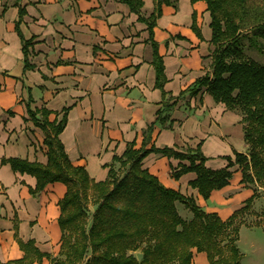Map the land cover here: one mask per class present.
<instances>
[{
	"label": "crops",
	"instance_id": "obj_1",
	"mask_svg": "<svg viewBox=\"0 0 264 264\" xmlns=\"http://www.w3.org/2000/svg\"><path fill=\"white\" fill-rule=\"evenodd\" d=\"M15 2L0 0L1 264L24 255L15 238L16 223L20 238L34 239L43 252L58 256L61 245L58 202L66 192L65 184L50 183L33 195L30 188L36 186V178L14 172L1 162L10 157L47 162L44 131L27 113L29 95L33 109L46 107L61 114L64 107L70 108L60 138L71 161L85 166L96 181L107 177L106 165L115 154L123 153L128 142L135 140L141 145L142 132L155 120L161 101V92L155 87L152 47L146 42L147 25L128 5L118 0H19L27 10L20 29L25 38H34L30 62L35 67L24 70ZM154 6L155 0H144L142 14L149 16ZM194 13L203 39L192 28ZM210 21L204 0H178L177 8L163 5L155 39L164 58L165 89L174 96L210 70H204L205 57L213 47ZM159 29L164 41L158 38ZM229 112L234 111L216 103L206 92L192 98L186 94L170 112L172 128L157 125L155 144L182 148L196 147L202 141L204 152L206 141H212L230 153L227 124H239L241 117L230 118ZM55 116L51 114L50 119ZM179 162L151 153L143 165L164 185L193 195L202 209L217 212L222 219L253 194L237 173L229 185L214 190L205 200L189 185L195 173L178 180L171 176L172 167ZM161 164L168 174L162 173ZM42 264L50 261L45 258ZM193 264H209L206 254L194 250Z\"/></svg>",
	"mask_w": 264,
	"mask_h": 264
},
{
	"label": "trees",
	"instance_id": "obj_2",
	"mask_svg": "<svg viewBox=\"0 0 264 264\" xmlns=\"http://www.w3.org/2000/svg\"><path fill=\"white\" fill-rule=\"evenodd\" d=\"M118 1L128 5L147 25L146 42L153 51L155 87L161 92L155 120L143 130L141 145L137 146L135 140L128 142L123 153L115 154L112 163L106 165L107 177L96 181L85 166L71 161L60 138L70 108L64 107L61 114L46 107L33 109L30 94L26 100L27 113L44 131L47 162L19 157L3 158L1 162L9 164L14 172L36 178V186L30 188L33 195L50 183L65 184L66 192L58 202L61 245L58 256L43 252L34 239L20 238L16 223L15 238L24 255L4 264H42L45 258L50 264H193L194 250L204 252L209 264H243L238 245L240 228L245 225L244 216L261 196L259 189H264V64L247 56L244 41L252 48L263 49L264 0L259 5L250 0H204L211 17V68L177 96L165 89L168 78L155 39V27L163 14V5L177 8L178 0H155L154 9L147 17L142 14L144 0ZM15 5L19 8L16 31L22 42L24 70L33 69L30 55L34 38H25L20 29L27 10L19 0ZM192 28L203 39L195 13ZM203 92L228 110L242 112L247 151L233 150L234 158L221 156L227 161L221 168L207 166L210 157L204 154L202 141L185 149L157 146L154 141L158 124L164 129L172 128L170 112L178 101L186 94L192 98ZM53 113L56 116L51 120ZM151 153L180 161L171 171L177 180L189 172L195 173L189 185L205 200L214 190L230 184L234 166L241 173L240 182L251 188L253 194L227 219H222L217 212L202 209L193 195L167 187L144 167V160ZM179 203L192 212V218L181 216ZM90 205L94 206L92 214ZM138 253L143 254L141 260Z\"/></svg>",
	"mask_w": 264,
	"mask_h": 264
},
{
	"label": "rangeland",
	"instance_id": "obj_3",
	"mask_svg": "<svg viewBox=\"0 0 264 264\" xmlns=\"http://www.w3.org/2000/svg\"><path fill=\"white\" fill-rule=\"evenodd\" d=\"M252 4L259 5L262 0H250ZM252 20V18H250ZM252 21H250L251 23ZM163 31L161 29L158 30V38L161 41L163 40ZM245 51L249 58L254 59L260 64H264V46L262 50H258L256 48H252L249 46L247 40L244 41ZM204 49V48H203ZM213 47L210 48L209 54L205 57L204 70L207 68H211V53ZM230 118L239 116L242 117V112L240 110H236L234 112H229ZM227 121H230L227 119ZM239 124H235L232 126V123L227 124V134L229 135L227 138V146H230L231 152L226 147L219 146L216 143L210 141H206L204 145V152L208 154L211 159L208 161L207 166L211 168H221L227 164V161L221 158L222 155L216 154H224L231 155L234 158V154L232 150L239 151H247V145L244 140L243 126L241 122ZM225 144V145H226ZM187 146H182V148H186ZM215 156V157H214ZM161 164L162 173L168 174L166 168ZM118 167V165H116ZM235 171V174L240 173L237 170V166L232 168ZM261 196L255 201L251 209L244 216L245 225L240 228V238L238 241V245L244 254L243 264H264V189H259ZM206 209V206H204ZM94 211V206L90 205V214ZM178 211L184 219L192 218V212L186 208L182 203H179Z\"/></svg>",
	"mask_w": 264,
	"mask_h": 264
},
{
	"label": "water",
	"instance_id": "obj_4",
	"mask_svg": "<svg viewBox=\"0 0 264 264\" xmlns=\"http://www.w3.org/2000/svg\"><path fill=\"white\" fill-rule=\"evenodd\" d=\"M137 256H138V259L141 260L142 257H143V254L142 253H138Z\"/></svg>",
	"mask_w": 264,
	"mask_h": 264
}]
</instances>
